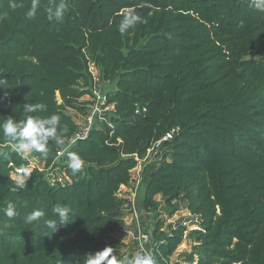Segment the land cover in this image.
<instances>
[{
    "label": "trees",
    "instance_id": "obj_1",
    "mask_svg": "<svg viewBox=\"0 0 264 264\" xmlns=\"http://www.w3.org/2000/svg\"><path fill=\"white\" fill-rule=\"evenodd\" d=\"M17 2L24 6L13 10L0 0V79L9 88L0 89V124L57 114L69 137L85 114L90 65L112 85L114 110L112 128H94L60 158L63 183L46 174L59 147L50 141L46 159L31 154L43 170H30L21 191L10 177L29 162L0 129V264H84L106 246L131 258L113 236L124 224L118 193L171 131L141 174L140 209L172 216L182 204L196 218L189 264H264V11L249 0H66L63 19L49 21L60 0H40L33 19L31 0ZM127 12L147 22L122 35ZM36 103L46 111H24ZM68 152L85 160L82 175L67 167ZM10 202L19 212L11 220ZM57 205L72 210L57 232L25 222L38 208L55 218ZM163 224H153L147 247L159 264H181L170 257L188 228Z\"/></svg>",
    "mask_w": 264,
    "mask_h": 264
},
{
    "label": "clouds",
    "instance_id": "obj_2",
    "mask_svg": "<svg viewBox=\"0 0 264 264\" xmlns=\"http://www.w3.org/2000/svg\"><path fill=\"white\" fill-rule=\"evenodd\" d=\"M250 6L260 11H264V0H249ZM24 5L17 0H10L9 7L13 10L22 8ZM40 6V0H31V6L26 12L27 19L35 18L37 10ZM67 11L66 0H60L54 7L47 9V18L49 21H61ZM147 21L135 12H127L123 14L118 25L120 34H125L129 29L134 28L137 24L146 23ZM0 89L7 88V79H0ZM7 95V93H5ZM24 111L26 113H37L46 111V105L42 103L25 104ZM3 136L12 141L10 144L11 151L21 159H28L30 154L39 153L42 158L46 159L49 155V142L54 141L56 145L64 144V135L66 127L61 125L60 116L52 114L45 118L40 116H27L26 119L16 121L12 116L7 117L0 124ZM67 167L71 169L72 175L77 176L83 174L85 160L77 153H67ZM31 177V171L28 168L21 167L17 169L14 177H10L14 181V191H21L27 187ZM55 218H49L45 211L36 209L26 216L25 222L28 224H43L44 227L55 233L60 227L69 224L71 208L68 206L57 205L52 209ZM4 215L9 220L19 215L17 208L11 202L3 209ZM84 264H155V259L150 252H137L131 258H119L114 254L111 246H106L95 254H86L84 256Z\"/></svg>",
    "mask_w": 264,
    "mask_h": 264
},
{
    "label": "built area",
    "instance_id": "obj_3",
    "mask_svg": "<svg viewBox=\"0 0 264 264\" xmlns=\"http://www.w3.org/2000/svg\"><path fill=\"white\" fill-rule=\"evenodd\" d=\"M92 85L89 88V92L86 94V99L82 100L85 104V114L83 116L78 117V120H76V130L73 132L72 135L64 139V144L59 145L56 155L53 161V164L51 167H49L46 170V174L48 178L51 180L52 183H63L65 180V177L60 174L59 167L56 166L60 158L63 156L65 152H67L69 149H71L73 146L77 144V142L81 140H86L90 134V132L96 128H102V127H109L112 128V122L110 120V116L114 110L113 104L109 103V93L113 90L112 85H110L109 82H102L99 83L96 78L93 76ZM174 131L168 132L165 136H163L160 140L155 142L151 145L150 149L147 150V156L144 160L147 159L149 154L153 151H158L161 142L171 139L173 136ZM29 162L28 169L32 170L34 168H37L39 171H42L43 168L39 167L38 164L35 163L34 158L32 159L29 157L26 159ZM143 160L138 162V166H141ZM12 165V164H10ZM137 166V167H138ZM136 167V168H137ZM135 168V169H136ZM17 169L15 168V171L12 174V177H14L17 173ZM141 182V174L135 178L134 183L132 184V187L135 192V197L133 195L132 200L136 198V194L138 192L139 186ZM119 194V193H118ZM128 206L131 207L132 210V217L133 221H135V248L137 252H143L147 251L150 252L154 259L155 264H159L155 258L154 251L151 247H147V244L150 241V238L148 239L146 236L142 234V226L141 222L139 221V213L138 209L134 206V201L131 202L129 200ZM130 210V211H131ZM145 238V239H144Z\"/></svg>",
    "mask_w": 264,
    "mask_h": 264
},
{
    "label": "rangeland",
    "instance_id": "obj_4",
    "mask_svg": "<svg viewBox=\"0 0 264 264\" xmlns=\"http://www.w3.org/2000/svg\"><path fill=\"white\" fill-rule=\"evenodd\" d=\"M90 70L92 72V76L98 80L99 83H102L103 81L101 80L100 76V71L97 67L90 65ZM93 83V82H92ZM90 86L88 87L89 90ZM86 95L81 98V100H85ZM67 113L75 116V112L73 110L68 109ZM78 120V117L75 119V121ZM159 156L158 151H153L149 156L147 157L146 160H143L141 166H138L136 169L132 171L131 174V182L129 183L128 186H122L119 190L118 197L119 199L122 200L123 202V212H124V217H123V233L121 234L122 236L120 237V241L125 245L123 251L124 252H129V253H135L134 247L136 244L135 240V221H133L132 217V210L131 207L128 206L129 200L131 202L134 201V206L136 209H138L139 213V221L141 222L142 226V234L146 236L148 239L150 238V231L153 227V224L156 222L158 219H162L164 221L163 227L160 229L161 231L167 232L169 227L173 224H175L178 221H183L184 225L188 228L187 231L185 232L184 238L182 242L178 245L177 249L174 251V253L170 257V262H180L181 264H189L185 262V257L187 254H189L192 251V247L196 244L193 240L192 237H190L189 232L191 230L197 229L198 224L196 221L195 217H192L190 213L185 209V207L181 204L180 209L177 210L172 216H167L163 212V208L160 207V211L158 212H145L140 209V202L138 196H140L141 191H138L136 194V198L132 200L133 195L135 197V192L132 187V184L134 183L135 178L139 176V174H142L144 171L145 167L149 164H151L153 161L157 159ZM31 157V154L30 156ZM33 159V157H31ZM38 162V161H36ZM140 188V187H139ZM139 190V189H138ZM159 199V197H158ZM131 210V211H130ZM158 214V216H156ZM125 230V231H124ZM145 239V238H144ZM194 260H196V257H194Z\"/></svg>",
    "mask_w": 264,
    "mask_h": 264
},
{
    "label": "crops",
    "instance_id": "obj_5",
    "mask_svg": "<svg viewBox=\"0 0 264 264\" xmlns=\"http://www.w3.org/2000/svg\"><path fill=\"white\" fill-rule=\"evenodd\" d=\"M122 231H123V228H122ZM122 231H120V232H118V233H116V234H114L113 236H114V238H116V239H120V237L122 236L121 234L123 233ZM125 231V230H124Z\"/></svg>",
    "mask_w": 264,
    "mask_h": 264
}]
</instances>
